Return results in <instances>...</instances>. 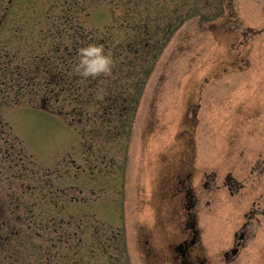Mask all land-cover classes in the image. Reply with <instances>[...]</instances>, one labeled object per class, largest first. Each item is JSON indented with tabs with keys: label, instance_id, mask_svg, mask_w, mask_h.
<instances>
[{
	"label": "rangeland",
	"instance_id": "374dc122",
	"mask_svg": "<svg viewBox=\"0 0 264 264\" xmlns=\"http://www.w3.org/2000/svg\"><path fill=\"white\" fill-rule=\"evenodd\" d=\"M126 15L171 33L106 120L116 72L84 85L70 69L97 33L136 39ZM44 58L65 81L48 83ZM0 61V199L12 192L22 231L49 221L54 239L26 264H177L186 188L209 264H264V0H0Z\"/></svg>",
	"mask_w": 264,
	"mask_h": 264
},
{
	"label": "trees",
	"instance_id": "16d2710c",
	"mask_svg": "<svg viewBox=\"0 0 264 264\" xmlns=\"http://www.w3.org/2000/svg\"><path fill=\"white\" fill-rule=\"evenodd\" d=\"M86 8L87 5H84V10H86ZM128 18H130L129 15H126L125 20L128 21V24H126V30L127 32L134 34L136 36V39H133L131 36L128 40H123L125 42L116 45L112 41H109L110 39H104L105 37H103L102 35L98 36L99 33H97L95 36H92L93 38H88L89 41H93L92 43L103 44L105 51L110 53L114 61L111 72H116L115 81L116 87L119 86V95H114L112 91V95L108 96V104L105 114L109 117H106V120H109L110 117L113 116L111 114L114 113L115 108L119 106V103L121 105V103L124 102V96L122 93L125 92L126 89L132 87L141 88L144 85L145 79L149 76L152 68L156 63L155 57L159 55V52L164 47L163 44H157L158 40L160 39V37L167 36L168 33H171V30L169 31L168 27H162V29H160V26H155L151 30L144 28V26L148 22V18L138 20L144 25H141L140 27L134 25L133 27L132 23H129L131 18ZM96 36L98 37V39H95ZM152 54L154 55L153 60L150 58ZM45 60L46 59L44 58V76L45 79L49 81L48 83L51 86H54L55 77L57 80L65 81L63 73H56L55 70L53 71V67L50 64L51 61H48L49 59H47V62L45 63ZM1 64L3 65V62ZM8 67V63L6 68L4 66L0 67L2 68V75L0 76L1 78L5 76L6 72L3 71H7ZM73 69L74 68H71L70 71L71 75L74 77V81L81 80V83H86L88 77H80ZM54 75L55 77H53ZM93 82L99 81L96 79ZM84 88H86V86ZM109 91H111V89H109ZM92 94L93 93H89V95ZM109 122L110 121H107V123ZM12 140L14 143H16V145H20V141L17 138H13ZM19 145H17L18 148ZM18 152L19 154H21L20 157L22 158L24 155L23 148H19ZM13 154V152H9L8 156L11 157ZM8 160H14V157H11ZM4 196L6 201L0 199V264H4L6 261L9 262V264H26L25 259L28 253L30 254V256H32L34 251L35 253L42 254L45 252V248L43 247L48 246L50 242L54 241L53 238H47V233H49L50 230V227L48 226L49 221H43L38 225V227L35 228L31 226L29 227L28 231H22V221L20 218V214H15L16 212H18V209L22 207L18 203L14 204L12 202H9L12 197V192L9 194L5 193ZM5 211L6 213H11L12 216L18 215V217H14L13 220L15 222H13V224V220L11 222L7 220V217L4 215ZM30 213H32V211ZM68 224L67 228H71V223L69 222ZM81 224L78 225V223H74L73 225L75 226V228H71L72 231H80L82 227ZM63 228L64 227L59 225L57 231L59 232Z\"/></svg>",
	"mask_w": 264,
	"mask_h": 264
},
{
	"label": "flooded vegetation",
	"instance_id": "af4514ba",
	"mask_svg": "<svg viewBox=\"0 0 264 264\" xmlns=\"http://www.w3.org/2000/svg\"><path fill=\"white\" fill-rule=\"evenodd\" d=\"M228 188L232 189L239 187L235 180H228ZM187 202L184 204V209L187 211V216L183 224V231L186 232L184 238L177 242L174 247L175 257L174 260L177 264H209L198 251V235L197 223L195 220V198L191 195V191L186 189ZM250 239V221H244L235 231L230 248L225 252V260L230 263L233 261L240 251L246 246Z\"/></svg>",
	"mask_w": 264,
	"mask_h": 264
},
{
	"label": "clouds",
	"instance_id": "9594fccd",
	"mask_svg": "<svg viewBox=\"0 0 264 264\" xmlns=\"http://www.w3.org/2000/svg\"><path fill=\"white\" fill-rule=\"evenodd\" d=\"M113 63L103 44L89 43L78 49V62L73 70L81 77H97L110 74Z\"/></svg>",
	"mask_w": 264,
	"mask_h": 264
}]
</instances>
